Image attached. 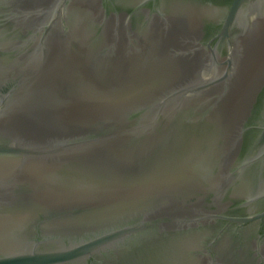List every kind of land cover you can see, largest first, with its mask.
Instances as JSON below:
<instances>
[{"label":"water","instance_id":"water-1","mask_svg":"<svg viewBox=\"0 0 264 264\" xmlns=\"http://www.w3.org/2000/svg\"><path fill=\"white\" fill-rule=\"evenodd\" d=\"M0 264H264V0H0Z\"/></svg>","mask_w":264,"mask_h":264}]
</instances>
